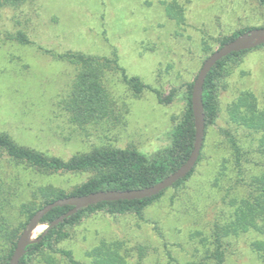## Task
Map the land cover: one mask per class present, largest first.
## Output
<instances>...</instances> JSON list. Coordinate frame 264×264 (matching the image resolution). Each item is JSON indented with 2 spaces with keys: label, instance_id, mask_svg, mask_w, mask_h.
Wrapping results in <instances>:
<instances>
[{
  "label": "rangeland",
  "instance_id": "374dc122",
  "mask_svg": "<svg viewBox=\"0 0 264 264\" xmlns=\"http://www.w3.org/2000/svg\"><path fill=\"white\" fill-rule=\"evenodd\" d=\"M168 5L182 11L181 20L168 15ZM263 27L264 7L255 0H26L17 7L4 6L0 132L20 145L63 159L94 148H136L154 156L169 145V135L182 118L186 84L220 48V40ZM20 32L29 44L16 39ZM70 51L95 56L116 51L127 75L139 77L150 90L136 96L120 73L110 72L105 85L121 110L120 120L80 129L58 104L71 89L76 69L56 56ZM172 89L173 102L160 104L154 91L167 96ZM244 91L260 101L264 97V48L249 52L223 81L217 120L206 129L201 159L184 184L168 189L142 218L87 215L56 247L71 251L82 264H92L88 253L103 243L128 264H189L203 259L212 247L214 224L232 213L230 200L246 195L237 182L226 133L241 147L247 178L264 169L260 133L229 118L228 106ZM90 176L40 175L0 155V218L19 225L25 221L20 207L31 201L32 190L52 185L69 192ZM46 226L40 225L33 238ZM262 239L264 235L254 230L226 238L225 264H264V257L251 247ZM46 256L54 264H64L50 251L34 256L30 264H46Z\"/></svg>",
  "mask_w": 264,
  "mask_h": 264
},
{
  "label": "trees",
  "instance_id": "16d2710c",
  "mask_svg": "<svg viewBox=\"0 0 264 264\" xmlns=\"http://www.w3.org/2000/svg\"><path fill=\"white\" fill-rule=\"evenodd\" d=\"M25 1L0 0V18L4 6L17 7ZM255 1L264 7V0ZM167 13L170 17L181 20L182 11L174 10L173 5L167 6ZM249 30L251 29L240 30L232 36L223 37L220 40V47ZM16 39L24 44L30 43L21 32L18 33ZM259 48H264V44L255 49ZM252 50L254 49L230 54L219 61L209 72L203 87L206 129L214 125L217 120L219 93L223 81L229 76L232 68L238 65ZM56 57L76 69V76L71 89L61 97L58 104L66 113L69 122L80 129L86 125L120 120L121 110H118L117 102L105 85V78L110 72L120 73L124 83L136 96L142 94L145 89L150 90V87L144 85L139 77L127 75L119 63L116 51L110 56H95L70 51ZM194 81L185 86L186 108L181 120L173 127L169 135V145L151 157L136 148H94L88 153L76 154L68 159H63L20 145L8 133L0 132V155L27 170L46 176L91 174L86 181L75 186L69 192L52 185L39 186L32 190L31 201L22 204L20 207L25 221L19 225H14L8 219L1 217L0 264H9L18 239L30 219L48 204L59 199L86 196L100 191H127L150 187L161 182L185 164L194 149L196 138L192 109ZM154 92L159 103L167 105L173 102L176 89H172L167 96L159 91ZM228 114L232 123L260 133L258 148L264 154V97L260 101L254 93L244 91L228 106ZM226 136L229 139L237 168V182L245 187L246 195L230 200L231 215L223 222H216L213 226L212 247L203 259L189 264H225L226 238L238 236L249 230L264 235V169L260 174L247 178L244 174L245 162L241 147L229 133H226ZM200 159L201 154L198 162ZM194 170L186 178L179 180L172 188H178L184 184L192 176ZM166 191L140 200L100 202L80 210L50 229L39 243L30 244L20 264H30L34 256L47 251L59 255L64 264H82L75 259L71 251L56 247L57 243L68 236L69 228L79 224L85 216L97 212H104L111 216L134 214L138 218H142L144 210L160 199ZM71 208V206H64L52 209L44 216L41 224L49 226ZM41 229V227L38 228V230ZM251 247L259 256L264 257V239L252 242ZM88 255L93 260L92 264H128L118 251L107 248L105 243L93 249ZM44 258L46 264H54L55 262L51 256Z\"/></svg>",
  "mask_w": 264,
  "mask_h": 264
},
{
  "label": "water",
  "instance_id": "95a60500",
  "mask_svg": "<svg viewBox=\"0 0 264 264\" xmlns=\"http://www.w3.org/2000/svg\"><path fill=\"white\" fill-rule=\"evenodd\" d=\"M263 44L264 28L251 29L233 41L220 47L205 60L194 81L192 91V109L196 127L194 149L190 158L176 172L172 173L161 182L150 187L127 191H100L86 196H71L48 204L30 219L29 223L18 239L16 249L9 264H20V261L25 256L26 249L30 244L39 243L50 229L56 227L66 218L78 213L84 208L96 205L100 202H113L120 200L131 201L150 198L172 188L179 180L186 178L188 174H190L195 169L204 143L206 121L203 104V87L209 72L219 61L228 57L230 54L243 50L255 49ZM64 206H71L72 208L67 213L53 221L49 226H46L45 230L39 237L33 238L34 232L40 225H42L41 221L44 216L47 215L52 209Z\"/></svg>",
  "mask_w": 264,
  "mask_h": 264
},
{
  "label": "bare ground",
  "instance_id": "6f19581e",
  "mask_svg": "<svg viewBox=\"0 0 264 264\" xmlns=\"http://www.w3.org/2000/svg\"><path fill=\"white\" fill-rule=\"evenodd\" d=\"M36 231H38V229H37ZM36 231H35V232H36Z\"/></svg>",
  "mask_w": 264,
  "mask_h": 264
}]
</instances>
